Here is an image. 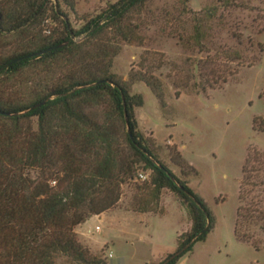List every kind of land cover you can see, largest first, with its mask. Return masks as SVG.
I'll return each instance as SVG.
<instances>
[{
  "label": "trees",
  "instance_id": "trees-1",
  "mask_svg": "<svg viewBox=\"0 0 264 264\" xmlns=\"http://www.w3.org/2000/svg\"><path fill=\"white\" fill-rule=\"evenodd\" d=\"M148 1L118 0L75 28L63 7L73 8V0H0V264H109L80 241L76 227L117 207L122 185L139 169L149 177L138 212L156 208L168 189L191 219L176 250L153 264H178L214 230V215L187 178L193 166L171 150L176 173L139 129L135 110L144 98L131 85L144 81L163 103L162 82L152 71L162 62L148 66L144 57V69L129 80L112 72L121 42L141 41L130 19ZM188 2L182 11L193 32L180 39L206 53L198 62L202 90L259 61L211 41L221 9H254L248 0H216L200 11ZM258 48L263 52L261 43ZM263 123L254 117V126L264 130ZM239 200L234 233L258 249L264 245V151L257 147L244 160Z\"/></svg>",
  "mask_w": 264,
  "mask_h": 264
},
{
  "label": "rangeland",
  "instance_id": "rangeland-1",
  "mask_svg": "<svg viewBox=\"0 0 264 264\" xmlns=\"http://www.w3.org/2000/svg\"><path fill=\"white\" fill-rule=\"evenodd\" d=\"M117 1L73 0V8L64 3L63 7L72 25L80 28ZM248 1L254 9H221L222 18L212 23L211 41L214 46L240 47L260 59L240 66L237 74L225 82L219 80L214 88L201 89L198 62L206 53L193 44L188 48L180 39L181 34L188 37L193 32L190 14L182 11L183 0H149L130 19L141 41L121 42L114 57L112 72L122 80L144 69V57L148 66L162 62L152 71L162 82L163 103L144 81L131 85V93L144 98L135 110L139 129L176 173L181 174L170 160L171 150L193 166L195 172L189 171L187 177L190 185L215 217V228L207 239L197 242L178 264H264V245L257 249L234 233L244 160L250 147L264 151V130L253 124L255 116L264 118V0ZM213 3L216 0H189L186 6L200 11ZM148 177L149 171L139 169L134 179L122 185L117 207L76 227L80 241L109 264L159 262L176 250L177 237L191 227L186 208L168 189L153 210L135 209L147 194L143 184ZM115 209L122 211L113 213Z\"/></svg>",
  "mask_w": 264,
  "mask_h": 264
},
{
  "label": "crops",
  "instance_id": "crops-1",
  "mask_svg": "<svg viewBox=\"0 0 264 264\" xmlns=\"http://www.w3.org/2000/svg\"><path fill=\"white\" fill-rule=\"evenodd\" d=\"M120 211H122V210H119V209L116 210V209H115V210L113 211V213L120 212ZM123 212H125V211H123ZM104 215H105V212L102 213L101 215H95V216H99V217L101 218V217L104 216ZM92 217H94V216H92ZM92 217H91V218H92ZM88 220H89V219H88ZM86 222H87V221H86ZM86 222H85V223H86ZM85 223H83V224H85ZM83 224H81V225H83ZM81 225H80V226H81ZM76 231L79 232L78 229H76Z\"/></svg>",
  "mask_w": 264,
  "mask_h": 264
}]
</instances>
